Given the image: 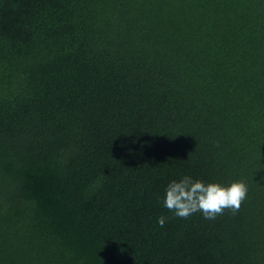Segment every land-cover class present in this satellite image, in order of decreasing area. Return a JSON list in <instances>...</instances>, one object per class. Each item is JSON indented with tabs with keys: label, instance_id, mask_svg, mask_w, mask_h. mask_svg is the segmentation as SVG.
I'll return each mask as SVG.
<instances>
[{
	"label": "trees",
	"instance_id": "trees-1",
	"mask_svg": "<svg viewBox=\"0 0 264 264\" xmlns=\"http://www.w3.org/2000/svg\"><path fill=\"white\" fill-rule=\"evenodd\" d=\"M0 264H264V0H0Z\"/></svg>",
	"mask_w": 264,
	"mask_h": 264
},
{
	"label": "clouds",
	"instance_id": "clouds-1",
	"mask_svg": "<svg viewBox=\"0 0 264 264\" xmlns=\"http://www.w3.org/2000/svg\"><path fill=\"white\" fill-rule=\"evenodd\" d=\"M248 192L244 181H235L230 185L220 183H204L184 176L180 180H173L165 190L164 206L177 217L187 219L196 212H201L205 219L214 220L222 215L226 209L233 214L240 210L242 202ZM161 227L166 218H158Z\"/></svg>",
	"mask_w": 264,
	"mask_h": 264
}]
</instances>
